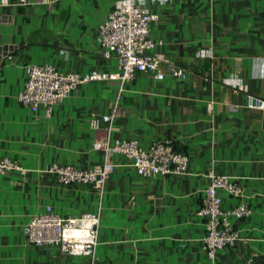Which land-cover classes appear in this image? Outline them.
Segmentation results:
<instances>
[{
    "label": "crops",
    "instance_id": "crops-1",
    "mask_svg": "<svg viewBox=\"0 0 264 264\" xmlns=\"http://www.w3.org/2000/svg\"><path fill=\"white\" fill-rule=\"evenodd\" d=\"M116 1L0 0V158L29 169L0 176V264H89L58 246L27 242L25 226L48 205L63 216L101 209L99 264H264V110L245 104L246 93L264 98V0H149L160 14L151 32L163 42L156 49L186 77L163 64L164 79L138 73L119 99L117 59L105 57L97 41L98 25ZM202 49L212 56H198ZM43 63L109 77L79 83L47 116L18 101L26 65ZM105 114L114 115L110 144L171 140L189 155L190 174L141 176L114 153L116 168L100 198L91 184L63 185L40 171L54 162L102 163L106 129L91 119ZM211 169L243 187L242 199L221 191L225 207L244 201L252 209L231 217L241 239L214 259L203 249L198 216Z\"/></svg>",
    "mask_w": 264,
    "mask_h": 264
},
{
    "label": "built area",
    "instance_id": "built-area-1",
    "mask_svg": "<svg viewBox=\"0 0 264 264\" xmlns=\"http://www.w3.org/2000/svg\"><path fill=\"white\" fill-rule=\"evenodd\" d=\"M47 1L49 0H44ZM159 1L163 4L169 0ZM18 2L24 4L28 0ZM1 3H8V0H1ZM159 19V12L151 8L149 0H117L106 18L98 25L97 41L103 55L108 58L114 56L118 62L121 81L118 99L126 83L133 80L138 73L154 72L158 79H164L165 74L160 71L163 64L171 68L174 76L186 77L185 68L171 64L167 54L156 49L163 42L154 41L151 32L153 24ZM197 55L202 58L212 56L211 52L205 49L198 51ZM26 73L27 77L23 89L18 94V101L35 112L43 109L47 116H51L55 106L70 96L79 83L107 80L109 77L107 72L98 70L87 74L64 73L51 63L27 64ZM233 88L237 89L238 86L233 84ZM245 99L248 108L264 110L263 97L246 93ZM230 109L236 110L237 106L230 104ZM113 121V114L94 116L91 119L94 128L105 125L107 139L103 143V149L106 159L102 163L78 167L54 162L40 171L54 175L63 185L91 184L96 188L100 198L103 196L107 180L116 168V164L109 160L114 153L124 155L130 166L141 176L190 174L189 155L176 149L171 140H155L145 145L138 138H116L110 144ZM28 171L29 169L15 158L10 156L0 158V176L9 172L25 174ZM207 176L211 182L205 189L198 216L204 220L205 225V233L201 238L203 249L211 259H214L219 251L235 246L241 239L231 217L241 219L250 215L252 209L244 201L231 208L224 206L221 191L235 199H242L244 196L243 187L237 178L213 169L207 172ZM100 222L101 209L63 216L53 206L48 205L29 221L24 228V234L29 244L55 245L64 253L87 257L89 264H99L97 253L100 244Z\"/></svg>",
    "mask_w": 264,
    "mask_h": 264
}]
</instances>
